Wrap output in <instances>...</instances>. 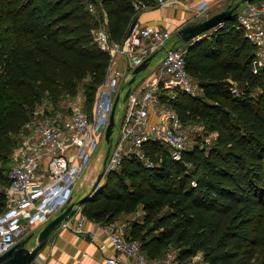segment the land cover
<instances>
[{"label":"trees","instance_id":"trees-1","mask_svg":"<svg viewBox=\"0 0 264 264\" xmlns=\"http://www.w3.org/2000/svg\"><path fill=\"white\" fill-rule=\"evenodd\" d=\"M89 1L105 11L110 38L118 41L141 11L135 3L154 0ZM92 15L82 0H0V16L19 38L1 67L0 160L7 137L23 131L45 97L57 107L63 94L75 95L79 81L89 77L82 93L92 106L109 62L93 41L100 23ZM254 50L235 13L188 44L185 68L201 94L178 92L171 107L183 124H201L213 139L205 144L197 135L180 160L162 142H144L153 165L123 157L80 204L81 214L107 223L141 209L142 220L127 224L125 236L139 240L149 258L174 247L182 257L201 251L208 264H264V69L252 72ZM8 169L0 168V213Z\"/></svg>","mask_w":264,"mask_h":264},{"label":"built area","instance_id":"built-area-1","mask_svg":"<svg viewBox=\"0 0 264 264\" xmlns=\"http://www.w3.org/2000/svg\"><path fill=\"white\" fill-rule=\"evenodd\" d=\"M82 1L91 13H96L97 6L93 2ZM185 1L190 0H154L135 3V8H165ZM212 2L196 0L191 6L192 16L205 13ZM238 9V13L234 11L236 26L255 47L252 72L258 73L264 69V0L242 2ZM106 21L103 10L102 21L92 31L93 41L109 54L104 79L92 106L89 108L83 93L78 92L57 107L51 102L37 105L12 149L7 171L9 185L5 187V206L0 213V255L21 238V231L42 227L72 201L74 190L83 185V174L100 139L105 138L117 96L116 105L124 107V111L119 117L116 138L111 134L110 143L105 140L110 144L107 155L108 147L105 149L102 164L106 172L118 170L125 156H135L152 166L143 151V144L148 140L162 142L168 147L169 155L180 160L183 150L192 147L199 134L190 145L192 136L188 127L203 129L198 123L183 124L171 107V100L178 92L201 94L197 80L185 68L188 43L169 46L173 34L169 28L138 22L129 34L115 41L110 38ZM159 52L162 57L158 69L135 84L136 76L130 82L133 69L151 57L149 64ZM230 90L239 94L236 82L231 81ZM126 91V100L122 101ZM203 141L209 143L207 136ZM73 211L74 223L73 216H69L60 226L84 233L87 218L81 214V205H75ZM99 224L115 250L105 264H208L201 251L182 257L178 250L168 249L161 256L149 258L139 240L125 236L126 224L117 220ZM106 246L100 241V248Z\"/></svg>","mask_w":264,"mask_h":264},{"label":"rangeland","instance_id":"rangeland-1","mask_svg":"<svg viewBox=\"0 0 264 264\" xmlns=\"http://www.w3.org/2000/svg\"><path fill=\"white\" fill-rule=\"evenodd\" d=\"M240 3H242L241 0H213L211 7L207 11H205V13L197 14V15L194 14L193 16H190V18H188V19H187V17L183 18L184 14L178 13L176 16L178 18V20H176V22L173 26L174 28H172L174 30H173V34L170 38L168 45L171 46L172 44H175V45L179 46L182 44V42L178 39V37L176 35V31L179 28H181L182 26H184L188 23H191V22L206 19L209 16H211V15H213V14H215L221 10H224L228 6H234L237 4L239 5ZM238 11H239V9L237 8L235 10V12L238 13ZM92 17L94 19L99 20V23L102 21L103 11H102L101 7L99 6V4L97 5L96 13H94V15H92ZM7 26H8V21L4 17L0 16V78L2 77V72H1L2 68L1 67H2L3 63H5V61H6L5 59L9 58L11 50L14 49L15 47H17V45L19 43V38L15 34L10 32V30H7V28H6ZM211 31H212V29L204 32V35L209 34ZM161 57H162V53L161 52L157 53L152 58L150 63L147 65V67L144 70L140 71L136 75L134 84L139 82L141 79L147 77L153 71H156L158 69V62L161 59ZM89 83H90L89 77H85L83 80L79 81L78 87H77L78 88L77 92L82 93L83 91H86L87 84H89ZM259 91H260V89L258 87H256L253 89L252 93H253V95L256 96L259 93ZM67 98H68V96H66V94H63L60 98L61 99L60 101L66 100ZM50 102H51L50 99L46 98V97L42 101V103L45 105H49ZM123 111H124V107H120L119 104L116 105L115 124H114V128H113V133H112L113 139H115L117 136V128L119 126V117H120V115H122ZM188 130L191 132V136H192V142L190 143V145L195 143V142H193V139L195 138L197 133H199L198 136L201 135L203 137V139L205 136H207L209 142L214 137L213 134L205 135L202 133V131L196 130L193 127H188ZM18 135H20V134H12L11 133L7 137L9 142H6V144H5L7 150L5 151V157H3L0 160V168L6 169V170L8 169L9 159H10L9 156H10L12 143H13V140H15L17 137L18 138L20 137ZM107 147H108V145L106 144L105 138L103 136L100 139L99 146H98L97 150L94 152L92 159L90 161V167H92V170L87 172L88 173V179L86 178V181H84L83 187L80 186L78 189L74 190V192L72 194V201H78L79 199H81L82 197L87 195L89 192L94 191V189L96 187L102 185L107 180L108 172H106L104 170V168L102 167V164L104 161V156H105V149ZM99 156H100V159H97ZM86 171L84 172V175L87 174ZM142 218H143V212L141 209H138L136 212H134L132 214H121L117 218V221L119 223H128V225H130V223H132L134 221L140 222L142 220ZM39 229L40 228L23 230L19 233V237L33 233V236L30 238V240L26 244V246L28 248H31L32 246H34L36 235H37ZM58 231H60V230L57 229L52 233V235L47 240L45 246L39 251L40 252L39 254L41 255V256H39V261L42 264H51V263L53 264V262L55 261V256L53 254H51V252H52V248H53V240H54L55 236L58 234ZM172 249H174V247H172Z\"/></svg>","mask_w":264,"mask_h":264},{"label":"crops","instance_id":"crops-1","mask_svg":"<svg viewBox=\"0 0 264 264\" xmlns=\"http://www.w3.org/2000/svg\"><path fill=\"white\" fill-rule=\"evenodd\" d=\"M195 1L196 0L185 1L180 3L178 6H167L165 8L152 7L143 9L139 12L137 22L143 25H157L163 28L166 27L169 28L173 33L174 29L172 28H174L173 26L176 20H178L176 17L177 14L182 13L184 14L183 18H190V16H192L191 6ZM97 159H100V156ZM86 170L85 171L87 173L92 170V167L89 165L88 169ZM86 178L88 179V173L83 176V185L84 181H86ZM69 216H73L72 222L74 223V211H72ZM124 224L127 226L128 223ZM84 227V233H78L73 229H67L61 226L57 228L60 231H58V234L53 240V248L51 252V254L55 256V261L53 264H105L106 258L112 254H115V250L110 245L108 238L102 231L99 222L86 219ZM100 241H104L107 246L105 248H100ZM39 256L41 255L38 254L37 260L32 264H42L39 261Z\"/></svg>","mask_w":264,"mask_h":264},{"label":"water","instance_id":"water-1","mask_svg":"<svg viewBox=\"0 0 264 264\" xmlns=\"http://www.w3.org/2000/svg\"><path fill=\"white\" fill-rule=\"evenodd\" d=\"M242 2L251 1V0H241ZM238 4L234 6H228L224 10H221L206 19L195 21L188 23L176 31V35L180 41L183 43H192L193 41L199 39L204 36V32L222 25L223 22L230 19L233 16L234 11L238 8ZM137 15L129 25V29L127 34L131 32L133 27L138 21ZM151 57L143 61L141 64L136 66L133 69V76L130 79L132 82L140 71L144 70L147 67V64ZM128 91H126L122 97V101L126 100ZM118 101V96L116 97L114 104L112 106L109 123L107 125V129L105 132V140L107 143H110L111 134L113 132L114 124H115V107ZM110 149V144H108V148L106 151V155ZM93 191L79 199L78 201H71L67 207L59 213L57 216L52 218L46 224H44L38 231L35 239V244L31 248L26 246L27 242L33 236V233L22 236L19 238L6 252L0 255V264H32L35 262L38 257L39 251L44 247L49 237L52 235L54 230H56L61 222L69 217L71 212L73 211L75 205H80L85 198L91 195Z\"/></svg>","mask_w":264,"mask_h":264}]
</instances>
